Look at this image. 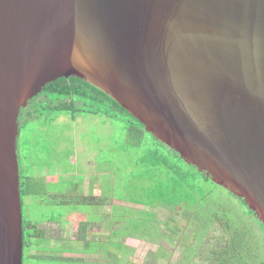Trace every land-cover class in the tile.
Here are the masks:
<instances>
[{"label":"water","instance_id":"obj_1","mask_svg":"<svg viewBox=\"0 0 264 264\" xmlns=\"http://www.w3.org/2000/svg\"><path fill=\"white\" fill-rule=\"evenodd\" d=\"M63 77L264 224V0H0V264H24L21 109Z\"/></svg>","mask_w":264,"mask_h":264},{"label":"rangeland","instance_id":"obj_2","mask_svg":"<svg viewBox=\"0 0 264 264\" xmlns=\"http://www.w3.org/2000/svg\"><path fill=\"white\" fill-rule=\"evenodd\" d=\"M20 139L23 167L27 172L40 175L45 168L51 172L58 168L64 173L77 172L75 179L78 182L81 180V219L87 220L90 229L110 234L114 239V232L127 230L130 220L142 225L141 233H135V237L121 238L124 242L120 255L122 260L118 262L113 255L111 264H126L128 261L129 264H142L144 258L147 264H210L215 255L213 246L230 253L225 262L222 259L224 253L221 256L223 264H231L230 257L242 259L246 255V246L255 252L251 260L264 262V231L253 222L251 216H246V208L241 201L222 187L211 186L209 194L202 201L223 212L214 211L212 222L206 211L200 212V218H194V215L185 217L178 211L124 201L132 196L127 185L143 187L140 177L145 175L135 163L137 154L126 146L125 132L120 123L105 122L89 114L77 115L72 120L64 113L53 124L48 122L47 117L40 121L32 118L27 120ZM142 142L145 148L152 144L151 137L144 135ZM50 180L53 181L52 178ZM113 190L123 201L108 197ZM35 202L38 200L33 204ZM41 204L42 208H48L45 203ZM35 205L26 208L24 213L34 222L42 223L44 212ZM86 206L85 211L83 208ZM242 212L246 213L245 216ZM231 222L237 226L230 227ZM182 227L185 231L179 237L176 232ZM102 245L101 241H88L89 250H94V254ZM113 247H116L114 242ZM100 254L82 258L81 264L87 259L95 264H110L107 261L104 263L102 252ZM66 255L62 260L64 263ZM75 264H80V261Z\"/></svg>","mask_w":264,"mask_h":264},{"label":"trees","instance_id":"obj_3","mask_svg":"<svg viewBox=\"0 0 264 264\" xmlns=\"http://www.w3.org/2000/svg\"><path fill=\"white\" fill-rule=\"evenodd\" d=\"M42 96H44V98H40ZM64 113L72 120H75L77 115L89 114V116L101 118L105 122L112 121L120 123V126L125 132L126 146L128 149L134 150L133 153L137 154L135 163L137 166H140L145 175L140 177V184L143 187L127 185L128 187L126 188L128 192L130 191L132 193V196L130 199L124 201L150 208L161 207L172 211H178L185 217L194 215V218H200V212L203 213L206 211L211 216L212 222V216L217 209L208 202L207 204L202 201L205 200V197L209 194L210 187L217 186L207 179L206 176L201 175L196 168L189 166L178 154L173 153L148 134L143 125H141L114 100L99 89L87 84L82 79L76 77H63L48 83L43 88V91L29 102L26 108L21 109L20 131L22 133V130L29 119L33 118L40 121L44 117H47L48 122L53 124L56 122L57 118ZM146 134L151 137L152 144L147 145L144 148L142 140ZM20 145L21 139L19 137L18 156L20 163L21 196L24 217V264H41V258L39 256L31 257V252L33 249L39 247L41 241L46 237V232L42 229L41 222H34L31 217H26L24 212L26 208L30 206L33 207L35 204L36 207H39L40 211L44 212V209L39 202L42 185L40 183L41 180L36 178L33 172H27L24 169ZM139 151H141V154L138 153ZM114 191L115 190L109 193L108 197L112 196L114 200L123 201V198H118L116 194L117 192ZM28 200L30 202H28ZM36 200H38V202L33 204ZM239 200L246 208L245 212L247 214L242 212L243 216H245L244 214H246V216H251L253 222L258 224L264 231V224L258 217H256L254 211L248 208L244 199L241 198ZM83 209L86 211L87 206ZM116 211L117 210H114V213L119 216V213ZM218 213L222 214L223 212ZM44 215L45 212L42 214L43 220L45 219ZM121 216L122 214L120 217ZM121 219L123 218L121 217ZM244 223H246V220ZM128 225H130V227L127 230L114 232V237L120 239L129 236L135 237V233H141V224L131 222L130 220ZM82 226L85 228L84 222H82ZM229 226L234 227L237 225L231 222ZM184 231V227L179 228L176 232L177 236L181 237L184 234ZM252 234L254 233L252 232ZM246 247L248 249H244V254L246 255H244L242 259L234 260L231 257L228 258L231 260V264L264 263L259 260L255 262L251 260L250 257L253 256L255 252L253 253L249 246ZM213 249H215V255L211 260L209 259L210 264L218 263L219 259L221 260L219 264H223L222 259H224L225 262V258L230 256L229 252L219 250L216 246H213ZM223 253L224 256H222ZM221 256L223 257L222 259ZM66 263H69V261L66 260ZM54 264H64V262L58 260V262Z\"/></svg>","mask_w":264,"mask_h":264},{"label":"crops","instance_id":"obj_4","mask_svg":"<svg viewBox=\"0 0 264 264\" xmlns=\"http://www.w3.org/2000/svg\"><path fill=\"white\" fill-rule=\"evenodd\" d=\"M44 170L40 175L34 173V176L41 180L42 185L39 202L48 206L46 209L43 208L45 219L42 222V229L46 232V237L41 241L39 247L32 250L31 257L39 256L41 264H54L58 260L62 261L64 255L68 254L66 257L69 263L65 262L64 264H75L76 261H80L81 264L82 258L101 255L102 252L104 263L107 261L111 264L113 255L118 259V262H121V249L124 248L122 239H113L110 234L95 232L89 228L87 220L81 219L79 188L81 180L80 182L76 181L77 172L64 173L60 168L53 172L48 168ZM82 222H84L85 228H83ZM88 241H101L103 245L94 254V250H89ZM113 242L116 247H113ZM83 262L84 264H95L88 259L87 262ZM101 264L103 263L101 262ZM126 264H129V261ZM142 264H147L145 258Z\"/></svg>","mask_w":264,"mask_h":264},{"label":"flooded vegetation","instance_id":"obj_5","mask_svg":"<svg viewBox=\"0 0 264 264\" xmlns=\"http://www.w3.org/2000/svg\"><path fill=\"white\" fill-rule=\"evenodd\" d=\"M40 98H44V96L40 97Z\"/></svg>","mask_w":264,"mask_h":264}]
</instances>
